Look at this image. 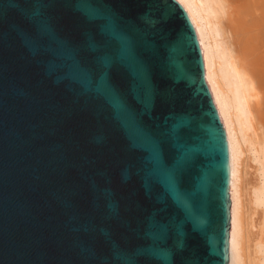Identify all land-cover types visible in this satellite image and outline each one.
I'll return each mask as SVG.
<instances>
[{
  "label": "water",
  "instance_id": "obj_1",
  "mask_svg": "<svg viewBox=\"0 0 264 264\" xmlns=\"http://www.w3.org/2000/svg\"><path fill=\"white\" fill-rule=\"evenodd\" d=\"M233 158L179 0H0V264H233Z\"/></svg>",
  "mask_w": 264,
  "mask_h": 264
},
{
  "label": "bare ground",
  "instance_id": "obj_2",
  "mask_svg": "<svg viewBox=\"0 0 264 264\" xmlns=\"http://www.w3.org/2000/svg\"><path fill=\"white\" fill-rule=\"evenodd\" d=\"M202 39L233 158V264H264V0H179Z\"/></svg>",
  "mask_w": 264,
  "mask_h": 264
}]
</instances>
